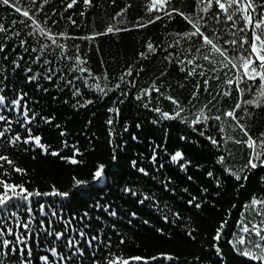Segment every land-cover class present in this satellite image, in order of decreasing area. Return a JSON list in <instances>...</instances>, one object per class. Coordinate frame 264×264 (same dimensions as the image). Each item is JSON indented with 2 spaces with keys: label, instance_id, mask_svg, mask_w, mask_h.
Masks as SVG:
<instances>
[{
  "label": "trees",
  "instance_id": "trees-1",
  "mask_svg": "<svg viewBox=\"0 0 264 264\" xmlns=\"http://www.w3.org/2000/svg\"><path fill=\"white\" fill-rule=\"evenodd\" d=\"M28 2L29 0H21L24 5ZM70 2L71 0H48L44 3L43 0H37L36 7H31L30 11L41 26H46L53 32H67V39L58 37V40L68 45L65 51L69 55H80L81 59L86 61L83 66L89 68L95 75H101L106 71L110 76V82L94 81L88 73L81 74L73 67L79 62L61 59L58 48L55 52L51 49L44 50L42 55L40 44L50 43V41L39 37L40 43H37L36 39L28 35L34 27L31 20L8 6L0 5V26L6 29V31H0V43L5 45L4 51L0 52V69H4L0 71V90H2L0 94L7 93L6 103H8L13 98L14 91L16 99H20L22 93H27L21 105L34 110L37 120L44 116L53 117L51 124H45L42 120L40 122L39 127L43 130L40 134L44 137L42 142L50 143L51 149H59L60 155H66L71 154L70 149L62 147L61 141L66 139L70 145L76 144L81 149L82 155L76 158L83 160L82 164L75 165L60 159L59 156L45 154L35 146L24 145L17 148L6 146L10 158L18 166L27 170L26 174L14 173L11 180L24 183L29 189L39 188L41 191H50L51 185L55 184L60 190L70 193L77 192L73 177L89 181V184L82 185L80 188L90 189V191L77 195L75 198L50 196L34 197L33 200H39L46 205L49 201L55 202L56 209H60V202L63 201L64 207L59 217L53 218V221L56 222L60 217L68 218L72 220L73 227L81 226L83 221L79 220V216H82L85 210H89L91 216H102L105 225L116 219L107 217L100 209H94L92 205L95 200L102 204L111 201L118 213L128 209L137 211L136 218L124 217L118 224L121 231L128 237V243L124 247L125 254L154 256L163 252L176 257L173 261L161 259L149 261V264H195V256H200L203 264H216L218 258L211 247L212 237L220 221L227 220L228 225L225 226L220 241L224 261L226 264H249L247 258L233 252L229 240L232 239V229L241 218V212L245 210L244 206L251 196L264 194V181L261 180L264 170L257 169L252 173H246L248 180L241 179V181L229 178V174L221 170L224 166L216 161L218 154H225V148L235 157L228 158L230 166L235 170L242 168L245 163L246 150L231 141L222 143L220 149L210 144V141L206 139L209 132L223 141L224 134L220 133L218 128L220 122L212 121V127L207 130L201 129L205 131L203 137L193 130L194 126L180 120L169 121L161 118L159 123L152 122L158 117L152 108L160 107L164 111H171L175 107L166 99L169 94L185 103L186 111L182 113V116L186 120L193 119L205 104L211 109V112L207 114L217 115L227 111L238 99L237 94L233 91L232 98H228L219 93L227 88L223 81L231 77L233 72L224 69L220 72V81L212 80L213 74L209 71L211 65L197 58L196 63L205 66L204 71L207 77L196 76L185 80V73L181 72L180 68H190L192 65H187L186 60L184 65L177 61L185 57L191 59L199 44L195 37L190 42L175 35L177 32L188 30L185 27L187 22L176 13H173L175 19L171 21L162 12L156 13L163 19L151 25L147 24L150 18L154 19V14L146 11L151 0H115L114 3L113 0H93L90 6L78 0L77 4L69 9L67 4ZM184 10L190 11V6H186ZM118 12H122V15L116 16ZM69 15L77 21L75 25L65 19ZM13 20L17 22L13 24ZM54 20L57 23L53 24ZM136 23L145 24L146 27L134 28L133 25ZM109 24L127 30L107 33L106 27ZM15 32L19 35H14ZM94 32L103 34L94 39L77 38L91 37ZM149 39L159 46L157 53L150 55L146 60L139 59L138 53L146 50V42ZM22 40L26 43L21 44ZM73 45L79 46V52ZM170 45L175 48V51L173 47H169ZM189 48L192 49L191 52L187 51ZM205 51L201 49L202 53ZM169 56H171V62L167 58ZM37 57H40L39 61ZM45 59L51 60V65L44 63ZM216 59L219 60L220 57L217 55ZM13 61H18L19 67H16ZM141 64L144 66L143 71H139ZM129 65L133 66V76H126L125 79L136 81V87L122 84V88L127 87L126 96H121L118 89L108 91V95L104 96L94 86L89 87L84 83L85 80L88 85L100 83L101 87L108 83V88H112L117 78ZM49 67L52 68L51 73H47ZM28 68L32 71L27 72ZM162 72L165 74L161 75ZM46 73L51 74L53 79L48 80ZM29 76L36 78L29 80L27 78ZM205 78L210 81L209 91L201 95L199 101L194 102L195 107H192L187 104V101L194 90L193 86L196 83L202 84ZM154 80L157 86H161L165 96H159L153 92L151 103L148 108H145L142 106L144 101H137L135 95L141 88L149 87ZM180 84H184L185 87L181 88ZM76 88L81 90L82 95H73ZM212 96L216 99L208 104ZM245 98H248L247 95ZM88 100H92L93 103H87ZM77 101L79 105L74 107ZM109 108H119L120 112L119 114L109 112ZM9 112L7 107L0 105V114L9 116L13 129H16L18 125L13 118L19 119V116L15 111H12L11 115ZM108 119L114 121L113 125L106 123ZM222 121L225 122L228 135L237 139L244 138L243 133L234 126L230 118L222 116ZM255 121L256 127H252L253 121H248L252 131L264 130V112L257 110ZM244 122L245 120L242 119L241 123ZM24 123L26 124L27 121ZM136 124H140V127L137 128ZM54 125L60 127L57 128ZM3 127L5 125L0 121V130ZM109 128L114 129V135H109ZM61 129L66 130V135L63 137L59 135ZM133 135L138 139H132ZM181 136L187 138L181 139ZM116 145L120 147L116 149L117 159L113 161L112 149ZM154 145H160L155 149L157 164H153L150 159ZM24 147H29V151H24ZM177 150L183 151L184 159L191 161L186 165V170L181 169L170 159V154ZM133 160L137 163L135 168L132 167ZM99 163L106 165L107 175L99 182L92 181V173ZM159 163H162L164 167L159 168ZM139 167L147 169L148 175L140 173ZM208 171H212L214 176H207ZM189 176L192 177L191 180L188 179ZM217 178L221 181L219 188L215 182ZM161 181L168 182L170 188H175V192L164 190ZM125 186L136 190L138 196L140 193L155 194L160 203L156 205L155 202L149 204L146 201L145 205H140L135 202L137 197L130 198L128 194L121 191ZM184 189H187V192ZM204 189H207V192ZM193 196L198 198L197 202H201L200 209L186 203ZM229 210L231 215H228ZM177 211L181 213L182 220H177L176 223L163 220L164 215H168L171 220V213ZM35 214L39 219L38 209H35ZM22 219H27L23 213ZM128 219H132L131 225L127 224ZM144 220H149V224H143ZM92 223L96 225L98 222L93 220ZM9 226L13 227L17 234L26 231L12 221L9 222ZM35 227L33 225V232ZM157 228H163L165 233L171 235H162L156 231ZM192 229H196L195 240L187 236V232ZM67 234L76 235L70 229L67 230ZM112 238L116 240L114 235ZM35 243H38V238L34 236L30 244ZM34 250L44 254L40 248Z\"/></svg>",
  "mask_w": 264,
  "mask_h": 264
},
{
  "label": "snow or ice",
  "instance_id": "snow-or-ice-1",
  "mask_svg": "<svg viewBox=\"0 0 264 264\" xmlns=\"http://www.w3.org/2000/svg\"><path fill=\"white\" fill-rule=\"evenodd\" d=\"M43 2L47 3L48 0H43ZM77 2L78 0H71L67 4V8H73ZM114 2L115 0H113ZM82 3L90 6L93 0H82ZM36 4L37 0H29L27 5L22 4L21 0H0V5L8 6L16 13H22L23 17L31 20L34 27L33 30L29 31L28 35L36 39L37 43H40L39 37H44L45 41H50V43L40 44L42 55L44 50L51 49L52 52H55L58 48L60 49L59 56L61 59L79 62L74 64L73 67L81 74L88 73L94 81L103 80L110 82V76L106 71L101 75H95L89 68L83 66L86 61L82 60L80 55H69L65 51L68 45L58 40V37L67 39V32H53L50 28L41 26L40 22L34 18L30 11L31 7H36ZM186 6H190L191 10L185 11L184 8ZM146 11L154 14V19L150 18L147 21L149 25L163 19L161 15L156 14L161 12L169 21L175 19L173 13H176L183 21L187 22L185 27L188 30L177 32L175 35L190 42L195 37L199 46L196 47L195 55L191 59L185 57V59L177 61V63L184 65L186 60L187 65H192L190 68H180V71L185 73V80L196 76L207 77V73L204 71L205 66L196 63L197 58H200L211 65L209 71L213 74L212 80L220 81V72L224 69H229L233 72L231 77H227V73H225L227 78L223 83L227 88L219 94L223 97L232 98V93L235 91L238 97L232 107L221 114H207L211 112V109L205 104L198 110L193 119L186 120L182 116V113L186 111L185 103L178 97L169 94L166 99L175 107L171 111H164L160 107L152 108V111L158 114V117L152 122L159 123L161 118L169 121L180 120L185 124L194 126L193 130L202 137L205 136V131L201 129L207 130L212 127V121L220 122L218 128L219 132L224 134L223 141L215 138L209 132L206 139L210 141V144L220 149L222 143L226 144L231 141L234 144L241 145L246 150L245 163L242 168L235 170L230 166L228 160V158L234 159L235 157L232 152L225 148V154H218V160L216 161V163L224 166L221 170L227 172L229 178H234L236 181H241V179L248 180V174L246 173H252L253 170H264V130L252 131V127H256L257 123L255 121L257 110L264 112V0H151ZM122 12L116 13V16H121ZM65 19L70 20L73 25L77 23L71 15L65 17ZM16 22L15 20L12 21L13 24ZM120 22L123 23V21ZM20 23H25V21H20ZM55 23L57 21L54 20L53 24ZM133 27L144 28L146 25L136 23ZM126 30L113 24H109L106 27L107 33H119ZM0 31H6V29L0 26ZM13 34L19 35L18 32ZM102 34L94 32L91 37L77 38L94 39ZM24 43L26 41L22 40L21 44ZM177 44H179V41H177ZM73 47L79 52L78 45H73ZM158 47L157 44L149 39L146 42V50L140 51L138 58L148 59L150 55L157 53ZM169 47L173 46L170 45ZM4 49L5 45L0 43V52H3ZM201 49L206 51L202 53ZM173 51H175L174 47ZM187 51L191 52L192 49L189 48ZM217 55L220 57L219 60L216 59ZM167 58L171 62V56ZM36 59L39 61L40 57ZM44 63L51 65L52 61L45 59ZM13 64L19 67L18 61H13ZM143 70L144 66L141 64L139 71ZM0 71H4V69H0ZM26 71L31 72L32 69L28 68ZM51 72L52 68L49 67L47 73ZM47 73L46 78L52 80V75ZM164 74L163 72L161 73V75ZM126 76H133L132 65L126 67L112 88H108V83H105L104 87H101L100 83L88 85L87 80L84 83L89 87L94 86L104 96L108 95V91L116 89L120 90L121 96H126L128 94L127 87L122 88V84L132 88L136 87V81L132 79L126 80ZM27 78L32 80L36 77L29 76ZM68 83H71V81H68ZM180 87L184 88L185 85L180 84ZM193 87L194 90L190 93L187 104L195 107L194 102H198L201 95L209 91L210 81L205 78L202 84L196 83ZM153 92L159 94V96H165L161 86H157L154 80L149 87L141 88L135 95V99L137 101L143 100L142 106L148 108ZM73 95H82L81 90L76 88ZM246 95L248 98H245ZM25 96H27V93H22L21 98L16 99L14 91L13 98L6 103L8 101L7 93L0 94V105H4L10 110L9 115H11L12 111H15L19 116V119L13 118L18 125V128L13 129L9 116L0 114V121L5 125L0 130V264H40V262H43V264H149V261L161 259L173 261L176 259L172 254L163 252L154 256L125 254L124 247L128 243V237L121 231L118 224L121 223L124 217L136 218L138 212L135 210L128 209L118 213L117 208L112 206L111 201L102 204L95 200L92 205L94 209H100L107 217L116 219L105 225L102 216H91L89 210H85L83 215L79 216V220L83 221L81 226L73 227L72 220L68 218L60 217L56 222L53 221V218L59 217V213L64 207L63 201L60 202V209H56L55 202L49 201L46 205L39 200H33L34 197L50 196L67 199L75 198L77 195H83L85 192L90 191V189L80 188L82 185L89 184L87 180L73 177V184L77 188V192L72 193L60 190L55 184L51 185L50 191H41L39 188L29 189L24 183H16L11 180L14 173L26 174L27 170L18 166L10 158L7 154L6 146L11 148L24 145L35 146L45 154L59 156L60 159L71 164L78 165L83 163V160H77L76 158L78 155H82L81 149L76 144L70 145L66 139L62 140V147L70 149L71 154L60 155L59 149H51L50 143L42 142L44 137L40 134L43 131L39 127L40 122L42 120L45 124H51L53 117L44 116L37 120V114L34 110L21 105V101ZM215 99L216 97L212 96L208 100V104H211L212 100ZM120 102L122 103L123 101ZM87 103L91 104L93 101L88 100ZM77 105H79V101L76 102L74 107ZM108 111L119 114L120 109L109 108ZM222 116H226L234 122V126L243 133V139H237L227 134ZM242 119L245 120L244 123H241ZM24 121H27V123L25 124ZM248 121H253L252 127H249ZM106 123L113 125L114 121L108 119ZM54 126L60 127L59 125ZM135 126L139 128L140 124ZM21 129H23V132H21ZM125 130L127 129L125 128ZM108 131L110 136L114 135V129L109 128ZM59 135L61 137L65 136L66 130L61 129ZM186 138V136H181V139ZM132 139L138 138L133 135ZM110 143H112L111 140ZM118 147L120 145H116L112 149L113 161L117 159L115 152ZM158 147L160 145L153 146V153L150 157L153 164L158 163L155 151ZM23 150L29 151V147H24ZM184 155L183 151L177 150L170 154V159L177 163L181 169L186 170V165L190 164L191 161L184 159ZM131 163L132 167H137L135 160ZM163 167L164 165L159 163V168ZM105 169V164H97L92 173V181L99 182L103 179L107 175ZM138 171L146 176L148 175V171L144 167H139ZM207 176L213 177L214 173L208 171ZM188 179L191 180L192 177L189 176ZM261 180L264 181V176H261ZM215 182L219 188L221 185L220 179L217 178ZM161 186L164 190L175 192V188H170L168 182L161 181ZM121 191L128 194L130 198L137 197L135 202L140 205H145L146 201L149 204L155 202L158 205L160 203L155 194L140 193L138 196L136 190L127 186L123 187ZM184 191L187 192V189H184ZM204 191L207 192V189H204ZM197 199V197L193 196L186 203L196 209H200L201 202H197ZM35 209L39 210V219L36 217ZM244 209L241 212V218L232 229V239L229 240V243L233 252L247 258L249 264H264V194L259 196L253 194L249 202L245 204ZM22 213L27 217L26 220L22 219ZM171 215V220H169L168 215H164L163 220L169 223H176L177 220H182L181 213L178 211L171 213ZM228 215H231V210H229ZM250 216L252 217L251 219L249 218ZM93 220L98 223L93 225ZM10 221L15 222L19 228L26 231L17 234L16 230L9 226ZM127 224L131 225L132 219H128ZM143 224H149V220H144ZM33 225L36 226L34 232ZM226 225H228V221L221 220L212 237L213 244L211 247L218 258L216 264H226L220 245L221 236ZM41 228H43V231H41ZM105 228H107V231H105ZM69 229L76 235H68L67 230ZM156 231L162 235H171L170 233H165L163 228H157ZM195 231L196 229H192L187 232V236L192 240L196 239ZM113 235L116 240H113ZM34 236L38 238V243L33 245L30 244V241L33 240ZM35 248L42 249L44 254L35 251ZM194 260L195 264H203V259L200 256H195Z\"/></svg>",
  "mask_w": 264,
  "mask_h": 264
}]
</instances>
